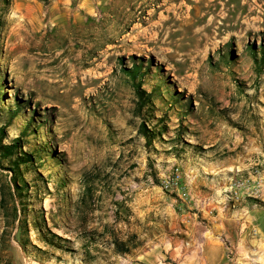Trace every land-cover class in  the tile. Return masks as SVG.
I'll return each mask as SVG.
<instances>
[{
    "label": "rangeland",
    "instance_id": "rangeland-1",
    "mask_svg": "<svg viewBox=\"0 0 264 264\" xmlns=\"http://www.w3.org/2000/svg\"><path fill=\"white\" fill-rule=\"evenodd\" d=\"M263 49L264 0H0L2 143L41 151L22 199L0 161V264H264L252 213L244 258L216 211L183 217L197 178L264 207L257 170L222 168L264 132Z\"/></svg>",
    "mask_w": 264,
    "mask_h": 264
},
{
    "label": "crops",
    "instance_id": "crops-1",
    "mask_svg": "<svg viewBox=\"0 0 264 264\" xmlns=\"http://www.w3.org/2000/svg\"><path fill=\"white\" fill-rule=\"evenodd\" d=\"M243 139H245V142H243L242 151L237 153L232 159H227L222 168L227 169L232 174L236 173L237 170H241V175L246 177L250 176V173L252 174L254 170H257L259 172L258 177L264 187V132L262 134L259 132L258 134L244 136ZM217 184H219V180L214 183H208L205 179H195L193 184H191L193 192L191 199L194 202L196 212H188L183 217L184 219L189 218L188 222L196 223V219L193 218V216H196V213L197 215L199 213L202 218H208L216 211L220 216L219 219H221V223H218V226L222 227L225 224L227 228L225 232L229 237L232 238L233 233L236 232L243 239L240 253L241 257L244 258L249 253V241L247 238L244 240V237L247 235L245 230L250 224V213L255 217V223L258 226L257 231L264 237V207L257 208L256 205L251 206L247 203L246 205H242L239 210L231 211V209L227 208L223 196L220 194L216 196L215 193H209L204 189L205 186H207V189H210L217 186ZM260 197L264 201V191ZM232 227L236 229H232ZM218 230L220 233L222 232L220 229ZM219 255L223 257V252L222 255L219 252Z\"/></svg>",
    "mask_w": 264,
    "mask_h": 264
},
{
    "label": "trees",
    "instance_id": "trees-1",
    "mask_svg": "<svg viewBox=\"0 0 264 264\" xmlns=\"http://www.w3.org/2000/svg\"><path fill=\"white\" fill-rule=\"evenodd\" d=\"M264 53V49H263ZM123 71L126 73L128 78L131 80V84L133 85V88L137 94L138 97V104H137V112H142L143 108L150 102L151 100V94H148L145 90H142V79L145 75V73L142 71V68L140 66L135 65L132 69L123 68ZM19 104H17L15 110L12 112V119L16 117L19 113ZM146 118L150 117L149 114H145ZM7 125L2 126L0 128V161H8L9 166L4 169L10 171L12 174L11 177V183L14 186V191L10 190L11 195L17 196L19 199L24 198V190L26 181L21 173L20 167L21 165H24L25 167H28L31 165V163L35 162V155L40 153L35 152L34 150H31L30 152H22L20 149L22 148V140L21 138H17L14 140L11 144H3L2 140L5 135L4 129ZM25 132V131H24ZM139 132L147 139L148 145L152 142V140L156 137V135H159L158 131L150 130L146 127L145 124H141ZM21 154V155H20ZM1 165V164H0ZM3 167V166H1ZM3 207H4V200H3ZM127 244L119 245L118 249L121 253L128 252L129 249L125 246Z\"/></svg>",
    "mask_w": 264,
    "mask_h": 264
},
{
    "label": "bare ground",
    "instance_id": "bare-ground-1",
    "mask_svg": "<svg viewBox=\"0 0 264 264\" xmlns=\"http://www.w3.org/2000/svg\"><path fill=\"white\" fill-rule=\"evenodd\" d=\"M56 231V230H55ZM57 232V231H56ZM58 233V232H57Z\"/></svg>",
    "mask_w": 264,
    "mask_h": 264
}]
</instances>
